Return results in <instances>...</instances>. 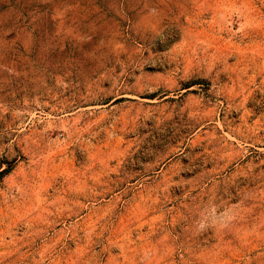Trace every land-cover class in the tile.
<instances>
[{
	"label": "rangeland",
	"instance_id": "obj_1",
	"mask_svg": "<svg viewBox=\"0 0 264 264\" xmlns=\"http://www.w3.org/2000/svg\"><path fill=\"white\" fill-rule=\"evenodd\" d=\"M0 264H264V0H0Z\"/></svg>",
	"mask_w": 264,
	"mask_h": 264
},
{
	"label": "bare ground",
	"instance_id": "obj_2",
	"mask_svg": "<svg viewBox=\"0 0 264 264\" xmlns=\"http://www.w3.org/2000/svg\"><path fill=\"white\" fill-rule=\"evenodd\" d=\"M207 146V145H206ZM205 147V146H204Z\"/></svg>",
	"mask_w": 264,
	"mask_h": 264
}]
</instances>
